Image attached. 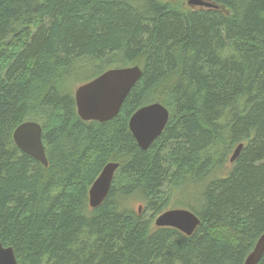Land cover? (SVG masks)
Here are the masks:
<instances>
[{
    "label": "trees",
    "instance_id": "1",
    "mask_svg": "<svg viewBox=\"0 0 264 264\" xmlns=\"http://www.w3.org/2000/svg\"><path fill=\"white\" fill-rule=\"evenodd\" d=\"M208 1L0 0V242L17 264H244L264 232V0ZM131 66L141 77L118 115L81 121L75 88ZM152 103L169 119L142 151L128 122ZM26 121L47 167L13 142ZM178 203L200 220L191 236L154 226Z\"/></svg>",
    "mask_w": 264,
    "mask_h": 264
},
{
    "label": "water",
    "instance_id": "2",
    "mask_svg": "<svg viewBox=\"0 0 264 264\" xmlns=\"http://www.w3.org/2000/svg\"><path fill=\"white\" fill-rule=\"evenodd\" d=\"M190 8H213L217 6L208 0H186ZM141 77L138 66L113 68L106 70L91 81L74 90L77 116L83 122L105 123L115 118L131 89ZM169 113L160 103H152L139 108L129 119L128 128L138 148L146 151L162 134L167 125ZM12 139L23 154L47 167L41 126L33 121H26L16 127ZM242 145L233 151L229 162L238 157ZM117 163H107L88 191V205L91 209L99 207L108 195ZM141 207L138 208L140 212ZM200 220L186 209L167 210L154 219L156 228H173L185 236H191ZM264 254V232L258 238L253 250L246 257L244 264H258ZM0 264H17L14 252L0 242Z\"/></svg>",
    "mask_w": 264,
    "mask_h": 264
},
{
    "label": "rangeland",
    "instance_id": "3",
    "mask_svg": "<svg viewBox=\"0 0 264 264\" xmlns=\"http://www.w3.org/2000/svg\"><path fill=\"white\" fill-rule=\"evenodd\" d=\"M233 164L227 162L225 165H224V170H217L215 175L214 176H211L210 178H208L205 183L207 184L208 182H211L212 180H214L215 178L219 179V178H225L227 177V175L230 173L231 170H229L231 167H232ZM206 185H202V187L204 188ZM189 195H186V197H180L178 198L179 202L180 201H183V202H186V203H190V204H195L196 203V200H194L193 198H189ZM141 204L139 202H133L132 204H130L132 210H136L138 208V206H140ZM174 206V207H173ZM180 206V207H179ZM181 206H184L183 204L181 203H178V204H174V205H170L169 206V209H181ZM150 213L149 212H146V216H148ZM156 218V217H155Z\"/></svg>",
    "mask_w": 264,
    "mask_h": 264
}]
</instances>
